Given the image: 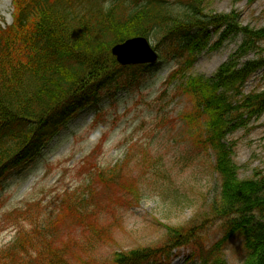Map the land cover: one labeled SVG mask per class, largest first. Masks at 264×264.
<instances>
[{"label":"trees","instance_id":"obj_1","mask_svg":"<svg viewBox=\"0 0 264 264\" xmlns=\"http://www.w3.org/2000/svg\"><path fill=\"white\" fill-rule=\"evenodd\" d=\"M140 1L112 0L105 11V0H12L14 23L0 27V183L80 110L99 102L104 89L137 81L138 71L120 67L111 55L115 44L156 36L170 54H186L181 56L186 58L184 72L214 35L220 36L211 50L241 34V46L212 76L187 78L178 70L173 77L182 78L178 90L191 103L181 118L192 147L214 156L220 181L205 214L181 226L164 225L166 236L158 245L115 252L104 263L78 258L76 264H171L174 251L181 248L190 251L196 264H230L227 249L236 239L245 251L243 264H264V172L240 179L233 147L225 142L230 133L264 115V90L244 92L250 78L264 70V27L243 25L236 12H205L208 0ZM250 55L254 57L245 59ZM120 169L117 164L102 171L98 182L107 185ZM95 191L94 185L88 188L90 195ZM130 192L138 201L137 191ZM87 197L63 198L55 218L34 223L30 230L21 228L16 241L0 250V264H75L68 258L69 245L56 246L48 229L71 216L75 224L98 234L92 221L97 210L87 205ZM210 227L218 229L214 241L208 236ZM111 234L109 227L102 240ZM94 246L92 239L88 247Z\"/></svg>","mask_w":264,"mask_h":264},{"label":"rangeland","instance_id":"obj_2","mask_svg":"<svg viewBox=\"0 0 264 264\" xmlns=\"http://www.w3.org/2000/svg\"><path fill=\"white\" fill-rule=\"evenodd\" d=\"M205 7V12H236L243 25L264 27V0H208ZM13 12L11 0H0V26L12 24ZM151 41L159 45L157 38ZM216 41L217 36L211 45ZM242 42L243 36L236 35L214 51L204 50L186 75L210 77ZM158 49L167 58L138 73L131 85L105 89L98 107L86 108L38 157L5 175L0 185V248L13 242L21 228L30 230L34 223L55 218L63 198L86 194L87 205L97 210L92 221L98 234L75 224L71 216L48 229L56 246L69 245L68 258L75 264L78 258L104 263L115 252L158 245L166 236L164 225L181 226L205 214L220 190L214 156L192 147L181 118L191 110L189 97L178 90L182 79H173L182 60L172 59L164 44ZM174 70L172 82L165 85ZM263 90L264 71H260L251 77L245 93ZM225 142L233 147L240 179L252 178L256 170L264 172V115L230 133ZM117 164L121 169L116 178L107 185L99 183L100 173ZM91 185L93 195L88 193ZM109 227L112 234L103 241ZM208 236L214 241L218 229L210 227ZM92 239L97 246L89 249ZM176 253L171 264H196L188 250ZM226 259L243 264L245 251L239 239L229 244Z\"/></svg>","mask_w":264,"mask_h":264},{"label":"water","instance_id":"obj_3","mask_svg":"<svg viewBox=\"0 0 264 264\" xmlns=\"http://www.w3.org/2000/svg\"><path fill=\"white\" fill-rule=\"evenodd\" d=\"M112 54L123 65L155 63L157 54L151 49L148 41L143 38L128 40L112 49Z\"/></svg>","mask_w":264,"mask_h":264},{"label":"clouds","instance_id":"obj_4","mask_svg":"<svg viewBox=\"0 0 264 264\" xmlns=\"http://www.w3.org/2000/svg\"><path fill=\"white\" fill-rule=\"evenodd\" d=\"M112 6V0H105L103 7L105 9V11L109 10Z\"/></svg>","mask_w":264,"mask_h":264}]
</instances>
